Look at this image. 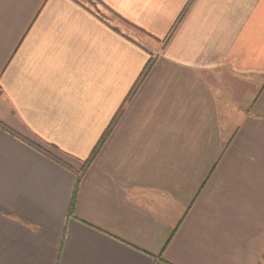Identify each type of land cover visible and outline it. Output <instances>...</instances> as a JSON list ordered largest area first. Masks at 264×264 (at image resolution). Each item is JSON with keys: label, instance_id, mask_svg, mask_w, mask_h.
Wrapping results in <instances>:
<instances>
[{"label": "crops", "instance_id": "obj_1", "mask_svg": "<svg viewBox=\"0 0 264 264\" xmlns=\"http://www.w3.org/2000/svg\"><path fill=\"white\" fill-rule=\"evenodd\" d=\"M188 2L0 0V264L263 263L264 0Z\"/></svg>", "mask_w": 264, "mask_h": 264}, {"label": "trees", "instance_id": "obj_2", "mask_svg": "<svg viewBox=\"0 0 264 264\" xmlns=\"http://www.w3.org/2000/svg\"><path fill=\"white\" fill-rule=\"evenodd\" d=\"M86 1L91 2L92 4H96L97 3V0H86ZM193 1L194 0H189V2L187 3L186 7L184 8V10L182 11V13L180 14V16L178 17V19L176 20V22L172 26L170 32L166 36V38L164 40V44H167L168 41L171 39L172 35L174 34V32L176 31V29L178 28V26L180 25V23L184 19L185 15L188 12V9L191 6V4L193 3ZM156 60H157V57L156 56H152L150 58V60L148 61L147 65L143 69V71H142L141 75L139 76L138 80L134 84L132 90L128 94V96H127L124 104L122 105V107L120 108V110L117 112L115 118L112 120V122L110 123V125L108 126V128L106 129V131L101 136L100 140L98 141V143L96 144V146L92 150L89 158L86 161H84L85 168H84V170L82 172H85L87 170V168L90 166V164L96 159V157L98 156V154L102 150L103 146L106 144V142H107L110 134L112 133V131L115 128L116 124L119 122L121 116L123 115L126 104L135 96V94L139 90L141 84L144 82V80L146 79V77L148 76V74L150 73V71L152 70V68L154 67V65L156 63ZM0 126L3 127L4 129H6L7 131H9L10 133L15 134L14 131H12L9 127L5 126L1 122H0ZM26 141L30 145H32L34 148H36L38 151H40V152L46 154L47 156H49V157H51V158H53V159L61 162V160L55 154H53L52 152H50L49 150H47L41 144H39L37 142H34V141H31V140H26ZM82 175H83V173H80L79 174L78 184H79V182L81 180ZM75 200H76V192L74 193V197H73L72 204H71V207H70V213L71 214H72V212L74 210Z\"/></svg>", "mask_w": 264, "mask_h": 264}, {"label": "rangeland", "instance_id": "obj_3", "mask_svg": "<svg viewBox=\"0 0 264 264\" xmlns=\"http://www.w3.org/2000/svg\"><path fill=\"white\" fill-rule=\"evenodd\" d=\"M90 7L91 4L87 3ZM100 8L101 14L105 15L107 18H110V20L115 23L116 25H118L119 28L126 30L130 33H132L135 36H139L142 35L143 33L141 31H139L137 28L125 23L124 21H122L120 18L116 17L114 14H112L110 11H108L107 9H105L102 6H98ZM93 8V7H92ZM264 264V260L263 263Z\"/></svg>", "mask_w": 264, "mask_h": 264}]
</instances>
